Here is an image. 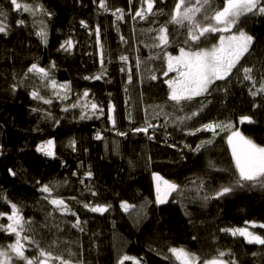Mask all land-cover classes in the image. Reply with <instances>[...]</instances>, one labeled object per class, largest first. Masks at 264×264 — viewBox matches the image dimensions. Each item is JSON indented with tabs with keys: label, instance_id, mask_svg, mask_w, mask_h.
<instances>
[{
	"label": "trees",
	"instance_id": "1",
	"mask_svg": "<svg viewBox=\"0 0 264 264\" xmlns=\"http://www.w3.org/2000/svg\"><path fill=\"white\" fill-rule=\"evenodd\" d=\"M190 1L195 4V0ZM18 2L33 7L40 4L53 13L51 18L40 11L32 16L15 11L10 0H0V10L7 13L3 22L9 30L8 35L0 34V193L21 206L25 219L32 221L34 231L27 234L41 248L51 251L53 257L60 256L68 264H118L123 255L135 257L141 264H180L168 252L171 247L184 248L201 260H210L218 251H225L232 254L225 256V260L264 264V245L248 244L244 237L220 231L247 227L264 235V229L246 224H264V190H237L225 198L207 202L202 199L204 195L213 196L220 186L235 179L228 133L219 132L208 150L196 153L185 145L195 148L202 140L212 138V134L186 135L172 122L178 115L197 110L199 101H210L200 116L188 121L190 127L214 120H231L245 136L264 146V96H250V85L245 82L242 85L234 75L227 85L223 81L216 82L221 90L206 99L196 98L183 112L177 111L168 101L169 89L164 81L172 75L170 72L167 77L163 75L167 71L163 52L156 56L158 50L146 46L152 43L150 37L155 36V32L149 33L148 29L167 25L172 44L166 51L177 56L179 48L186 47L183 39L187 29L169 22L176 0H158L154 8L157 14L149 15L146 20H133L127 15L128 0H106L110 9L125 10V19L118 22L111 11L105 13L99 9V0L96 3L93 0ZM223 4L224 0H213L208 14L222 8ZM139 7V0H133V14ZM197 18L202 19L200 14ZM18 20H24L25 24L18 26ZM81 20L93 30L92 35L89 29L81 27ZM41 21L47 24L46 46L35 34ZM96 25L100 26L102 48L96 43ZM240 27L255 37L251 54H246L242 64L264 68V16H250ZM121 36L126 42L121 41ZM219 36L220 33L208 36L200 47L217 44ZM69 38L75 46L69 52L59 50L61 43ZM121 55L129 57L126 64L119 60ZM52 61L56 64L52 76L58 84H71L68 100L57 99L34 75L24 79L32 63L49 68ZM122 67L124 72L120 70ZM105 69L106 75L100 80L84 79ZM129 69L131 83L128 82ZM254 74L259 80V74ZM152 75H156L157 80H152ZM13 84L18 85L15 91L11 88ZM225 87L227 93L223 90ZM86 89L90 92L89 99L104 108V115L81 120L79 108L62 111ZM33 90H39L46 99L51 98L52 104L34 100L30 95ZM109 103L115 105V128L107 118ZM34 108L42 111L34 112ZM44 111L50 112L60 124L57 126L53 119H44ZM242 115L252 116L255 123L240 124ZM146 120L166 127L157 129L151 140L144 133L133 134L131 129L145 126ZM152 131L149 129V134ZM97 132L103 136L102 140L95 139ZM117 132L128 135L119 136ZM49 139L55 141V157L36 150ZM73 139L77 142L76 151L69 146ZM168 144L177 147L171 148ZM209 161L215 168L209 167ZM8 169L16 175H10ZM89 170L93 173L90 179L85 177ZM153 173L180 186V191L173 192L168 203L156 205ZM200 180L206 185L202 191L197 187ZM43 184L53 189L49 199L62 198L68 212L53 211V206L44 199L48 194L39 191ZM90 190L98 195L93 197ZM122 200L135 205L136 209L143 205L142 214L137 216L132 209L123 211ZM85 203L109 204L111 209L103 214L93 213L84 207ZM10 211V207L0 201V212ZM72 212L79 216L83 231L72 227L76 220ZM7 223L6 217L0 218V224ZM14 239L0 231V246L6 247ZM25 255L35 258L38 250L34 245L28 246ZM48 264H60V261L53 258Z\"/></svg>",
	"mask_w": 264,
	"mask_h": 264
},
{
	"label": "snow or ice",
	"instance_id": "2",
	"mask_svg": "<svg viewBox=\"0 0 264 264\" xmlns=\"http://www.w3.org/2000/svg\"><path fill=\"white\" fill-rule=\"evenodd\" d=\"M13 9L17 12L23 11L35 16L37 11L42 12L49 18L53 15L52 12L43 8V5L37 4L35 7L29 4H21L18 0H10ZM96 3V0H93ZM140 7L135 9L133 14L132 5L133 0H128L129 9L127 15L131 16L133 20L139 18L140 20L148 19L149 15L155 16L157 13L154 11L158 0H139ZM213 0H195V4H191L190 0H176L174 9L172 10L171 20L172 24L178 25L181 28H186V34L183 39V44L179 48V55L173 56L167 52L166 49L172 44L169 30L167 25H161L155 29H148V32H155V36L150 37L152 43L146 45L153 49L158 50L155 55L159 56L160 52H163L164 58L167 63V71L163 73L165 77L169 72L175 71L177 73L176 78L166 79L164 83L168 86V101L172 102L173 106L179 112H183L184 108L196 101V98L211 96L213 92L219 91L220 86H217V81L225 82V85L235 75L239 83L243 85L244 82H249L248 87L249 95L253 98L257 96H264V68H254L250 66H244L242 60L246 61V54H251L250 49L253 48L255 37L247 33L240 27V24L250 16H264V0H224L222 8L215 10L209 15V11L212 9ZM146 5V7H145ZM190 5V6H187ZM99 9L107 13L111 11L115 21H123L126 13L122 8L110 9L106 0H99ZM197 14H200L202 19L197 18ZM0 34L8 35V26L3 22L7 18V13L0 10ZM187 22V23H185ZM206 22V23H204ZM24 20H18L17 25L23 26ZM81 27L89 29V34H93V30L89 28L86 21H80ZM235 29V31H233ZM118 30V29H117ZM220 33L219 42L213 44L211 47H200L203 41H206L208 36ZM228 33V35H225ZM36 36L40 39L41 43L45 46L48 43V31L47 24L43 21L40 22V27L36 31ZM97 45H101V30L100 26L96 25L94 29ZM122 42H126L123 36L120 37ZM74 42L71 38L65 40L60 45V49L65 52H69L74 47ZM129 57L127 55H121L119 60L126 64ZM101 67L104 68L103 52L101 51ZM140 60L137 59V66H139ZM239 66V67H238ZM56 67L55 61L51 62L49 68H44L38 65V63H32L27 71L24 73V79H28L30 75H34L39 80L46 82L45 86H50L54 91V95L57 99L68 100L70 99L68 93L71 92L70 82L59 83L52 76V69ZM121 72L125 71V68L120 69ZM235 70V72H234ZM128 82L131 83L132 76L131 70H128ZM259 74V80L256 75ZM106 75V69L101 73L94 76H85V80H100ZM156 75H152V80H157ZM23 82V81H22ZM258 85V86H257ZM18 87L17 84L11 86L12 91H15ZM227 93V88L223 89ZM30 95L34 100L42 101L44 104H52L51 98H44L40 95L39 90H33ZM89 90H84L81 95L77 96L74 103L62 108V111L67 112L70 109L79 108V119H92L94 116L98 119L104 115V108L95 102L94 99H89ZM210 103V101H207ZM205 101H199L200 107L190 113L184 115H178L172 121L177 127H181V130L185 131L186 135L195 136L200 132H208L212 134V138L202 140L199 144L192 148L191 145H185L192 152L199 153L201 150H208L209 146L214 143V138L219 135V132H226L227 144L231 150L232 160L235 166V179L228 185H222L213 196L204 195L203 200L207 202L209 199L225 198L230 194H233L237 190H264V146L255 143L251 138L245 136L238 127L231 120H214L201 124L199 127L192 128L188 125V121L200 116L207 107ZM254 107L259 105L254 104ZM32 111H42L39 108H34ZM163 111V109H161ZM115 105L109 103L108 106V120L115 128ZM158 115V113H157ZM167 115V113H165ZM131 117V114H130ZM44 119H53L54 123L58 126L60 121L54 119L50 112L44 111ZM240 124H253L255 121L250 115H242L239 117ZM160 127H166V125H156L146 120L145 126L134 127L131 129L133 134L144 133L149 140L155 138V131ZM149 129H152V133L149 134ZM219 130V131H218ZM119 136H127V132H117ZM95 139H103L100 132L96 133ZM167 142V141H166ZM69 146L73 151L77 150V142L75 139L69 142ZM168 147L176 148L175 144H168ZM55 141L49 139L37 146V151L48 157H55ZM2 154V151H0ZM209 167L215 168V165L209 161ZM220 170V169H217ZM10 175L15 176L16 172L12 169H8ZM76 175V173H73ZM93 173L89 170L85 173L86 178H91ZM153 180L155 182L157 206L168 203V197L173 192L180 191V186L169 180L164 179L159 173H153ZM40 183L39 181L37 182ZM84 183V180H81ZM195 184L196 181H191ZM198 190L202 191L206 185L203 180L199 181L197 185ZM52 187L48 184L40 186L39 191L42 194H48L44 196V199L48 200L49 204L53 206V211L59 210L61 213L69 211L65 201L62 198H51ZM90 194L93 197L98 195L94 190H90ZM0 201H3L10 207V213L0 212V218L6 217L8 223L0 224V231L14 236L13 242L9 243L6 247L0 246V264H48L50 259H56L60 261V264H68V261L63 260L62 257H53L51 251H47L41 248L39 243L27 233L34 231L32 228V221L26 220L23 216V209L16 203L8 200L6 196L0 193ZM84 207L93 213L103 214L111 209L109 204H95L85 203ZM120 207L123 211L129 212L130 209L136 212L137 216H140L143 212L144 206L140 209H136L135 205L129 204L127 201H121ZM51 215V213L49 214ZM71 215L76 216V213L72 212ZM251 224L253 228L264 229V224H256V222H246ZM73 228H77L83 231L79 216H76L75 222L72 224ZM221 232L229 233L233 237H244L248 244L264 245V235H260L256 232L249 231L245 228H225L220 229ZM195 239V237H193ZM24 242H27L25 244ZM34 245L38 250V255L35 258H29L25 255L28 246ZM168 252L175 257L180 264H237L235 259L225 260V256L231 257L230 252L218 251L216 257L210 260H201L195 253L189 252L184 248L171 247ZM161 254L162 253H159ZM255 255V253L253 254ZM43 258V259H41ZM168 259L167 256H164ZM126 261H131L132 264H141V260L123 255L119 258L118 264H125Z\"/></svg>",
	"mask_w": 264,
	"mask_h": 264
},
{
	"label": "rangeland",
	"instance_id": "3",
	"mask_svg": "<svg viewBox=\"0 0 264 264\" xmlns=\"http://www.w3.org/2000/svg\"><path fill=\"white\" fill-rule=\"evenodd\" d=\"M186 3H187V0H186ZM190 3H191V1H190ZM225 35H228V33H225ZM239 67V66H238ZM171 73V75H172V78H176L177 77V73L175 72V71H173V72H170ZM37 79V78H36ZM40 82H41V84L42 85H45L46 84V82H44V81H41L40 80ZM245 83H247L248 85H250L248 82H245ZM251 86V85H250ZM45 88L47 89V90H49L51 93H54V91H59V89H56V90H54V89H52L50 86H45ZM69 94V93H68ZM103 137V136H102ZM102 140V139H101ZM56 145V144H55ZM54 151H55V149H54ZM154 184H155V182H154ZM172 195V194H171ZM171 195L168 197V200H169V198L171 197ZM155 196H156V191H155ZM249 231H253L252 229H249ZM254 232V231H253Z\"/></svg>",
	"mask_w": 264,
	"mask_h": 264
},
{
	"label": "bare ground",
	"instance_id": "4",
	"mask_svg": "<svg viewBox=\"0 0 264 264\" xmlns=\"http://www.w3.org/2000/svg\"><path fill=\"white\" fill-rule=\"evenodd\" d=\"M154 181V180H153ZM154 187H155V184H154Z\"/></svg>",
	"mask_w": 264,
	"mask_h": 264
}]
</instances>
